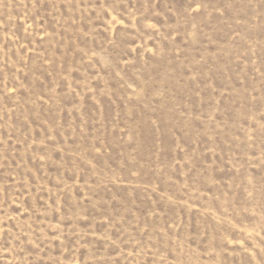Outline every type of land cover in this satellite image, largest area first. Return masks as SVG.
Masks as SVG:
<instances>
[{"label":"rangeland","instance_id":"obj_1","mask_svg":"<svg viewBox=\"0 0 264 264\" xmlns=\"http://www.w3.org/2000/svg\"><path fill=\"white\" fill-rule=\"evenodd\" d=\"M0 264H264V0H0Z\"/></svg>","mask_w":264,"mask_h":264}]
</instances>
